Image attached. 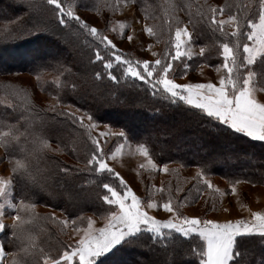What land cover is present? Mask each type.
I'll list each match as a JSON object with an SVG mask.
<instances>
[{"label":"trees","instance_id":"1","mask_svg":"<svg viewBox=\"0 0 264 264\" xmlns=\"http://www.w3.org/2000/svg\"><path fill=\"white\" fill-rule=\"evenodd\" d=\"M62 2L65 7L72 6L76 12L78 7L98 12L104 6L113 5V0H62ZM134 3L144 11L148 19L152 20L151 27L156 33L152 37L161 42L157 58H170L167 54L171 50L175 28L185 21L193 33V43L206 49L204 56L192 55L190 59L183 57V62L175 61V71L172 72L171 78L184 75V63L190 66L187 72L199 64L213 67L221 64L222 58L219 57L218 51L225 37L219 31L213 32L207 21L209 8L213 7L209 0H134ZM225 5L230 7L233 14L236 13L237 6H245L244 11L240 13L242 17L256 12L258 7L257 0H222L221 6L216 8ZM249 5L250 8L247 7ZM0 14H3L0 16V23L4 24L0 27L4 28V34H7L0 40V65L22 66L31 62V59L42 56L39 58L41 62L35 66L31 63L33 65L31 70L39 74L46 73L47 79H52L57 85L51 87L52 83L46 82L44 87L57 97L58 107L53 111L29 103L28 96L16 88H9L11 91L9 102L13 107L0 102V129L9 131L10 127H14L19 135L18 141L10 140L6 147L3 145L4 156L12 162L29 161L32 176L36 181L32 183L31 179L12 172V195L17 204L24 199L26 203L45 205L53 210L62 211L68 218H75L87 212L107 214L110 206L102 199L108 194L103 184L109 183L121 190L118 180L106 172L92 170V166L87 164L95 147L80 122L73 123L72 119L65 115L67 112L59 106L64 104L75 105L95 119L112 123L117 127L123 124L129 139L134 144L145 146L149 155L161 163L197 165L206 174L219 173V167L223 164L224 173L221 174L223 176L236 180L250 176L255 181L264 182V164L257 165L248 172L236 171V166L244 160L250 159L254 163L264 161L262 159L264 142L239 134H225L223 129L216 128L213 123L201 119L194 111H189L188 106L182 102L172 103L166 95L153 94L150 86L144 82L124 77L120 66L115 63L112 72L117 76V80H111L107 76V70L103 68V62L95 60L99 41L80 30L74 23L70 29L60 25L51 11V6L47 5V0H0ZM224 14L229 15L228 9ZM224 29L228 33L231 32L225 25ZM56 38H60L61 42H56ZM99 47L102 55L107 56L103 46ZM52 51H57L56 57L52 56ZM120 52L129 55L125 51ZM130 58L134 60L131 56ZM253 70H262L259 62ZM57 72L58 77L51 78ZM96 73L101 75L97 77ZM0 80H2L0 92L6 91L4 84L7 80ZM21 115L27 119H20ZM134 115L136 120H133ZM142 117L153 121V118H157L152 126L160 127L161 130L158 133H147L143 130L144 121H140ZM112 119L116 122H112ZM167 136L177 143L182 142L178 145L170 144L167 138L165 139ZM36 137L48 140L49 147L34 153ZM232 145H235L234 150H231ZM187 148L207 150L209 158L199 156L192 158L190 157L192 154L186 151ZM223 150L225 153H221ZM64 154L75 162H68L62 156ZM63 168L69 171L67 173L60 171ZM175 186L179 188V184ZM205 187L200 179L194 178L185 186L180 196L183 198L189 195L193 202ZM171 193L167 190L163 195L173 199ZM33 213L37 218L28 227L37 236V252L39 248H43L46 253L56 257L69 245L61 235V224L58 220L50 218L51 213L47 215ZM167 231L165 230L166 233ZM10 239V228L0 232V243L4 245L5 250L15 252L17 248L9 245ZM198 242V238H185L173 232L171 237L161 243L154 241L150 234L145 233L134 245L127 246L124 251L110 256L109 264H140L134 259L133 251L139 252L143 259L150 257L156 260L162 257V264L165 262L180 264V261L185 259H188L189 264H198L197 258L192 254ZM261 246L262 242L258 236L251 237L246 242L244 247L250 254L246 258L251 264H259L260 258L264 256V247ZM124 257L126 261H133L126 263L123 261ZM6 259L10 264L12 257ZM25 259L28 264H33V260H36L37 264H42L39 255Z\"/></svg>","mask_w":264,"mask_h":264},{"label":"snow or ice","instance_id":"2","mask_svg":"<svg viewBox=\"0 0 264 264\" xmlns=\"http://www.w3.org/2000/svg\"><path fill=\"white\" fill-rule=\"evenodd\" d=\"M257 3V11L243 17L240 13L244 11L245 6H237L235 14L231 12L228 5L209 8L208 23L212 26L213 32L219 31L225 37L218 51L223 61L220 67L225 71L217 85L213 82L181 84L171 78L172 72L175 71L174 62L182 61L183 57L190 59L192 56L190 47L193 42V33L186 25L183 27L178 25L175 28L174 38L171 39V50L167 54L170 58L160 57L152 62L133 60L129 55L120 52L112 39L82 19L72 6L65 7L62 0H47V5L51 6V11L60 25L70 29L74 23L80 30L99 41L95 60L103 62V68L107 70V76L111 80H117V76L112 72L115 63L120 66L124 77L144 82L150 86L153 94L166 95L172 103L182 102L188 106L189 111H194L201 119L213 123L216 128L223 129L225 134H239L264 142V102L258 100L256 96L258 90L264 91V88H258V85L264 84V0H257ZM111 7L113 10L119 8V0ZM247 7L250 8L251 5ZM226 9L229 11L227 21L217 20L216 14L223 15ZM226 23L233 29L230 33L224 29ZM120 28L123 32L124 25L120 24ZM144 31L149 36L156 35L152 27L145 26ZM127 39L131 41L133 37L129 35ZM100 45L103 46L107 56L102 55ZM205 51V47L202 46L200 56H204ZM153 55L156 54L153 53ZM257 62L261 66L260 71L253 70ZM183 67L185 69L183 74H187L190 66L184 63ZM96 75L99 77L101 74L96 73ZM8 107L13 105L9 104ZM65 115L71 118L73 123L79 121L81 127L89 129L95 127L91 123L90 114H88V125L83 124L82 116L76 117L73 113H65ZM20 119L26 120L27 117L21 115ZM119 135L123 137L125 134L120 132ZM10 140H19L14 127H10L7 132L0 131V144L6 147ZM34 144V153L49 147L48 140L40 137L34 139ZM92 144L95 148L87 164L92 166L94 171L106 172L114 177L119 181L121 189L118 190L109 183L103 184L108 194L102 199L110 206L104 217L106 221L104 226L95 228V221L90 217L87 218L86 228H75L77 233L81 231L83 233L79 239L53 257L43 248H39L37 252V236L28 227L37 218L32 212L35 204L26 203L24 199H21L19 204L9 201L7 207L16 212L11 225L4 223L5 205L0 204V232L10 228L9 245L17 248L15 252H7L4 245L0 243V264H9L6 259L9 256L12 257L10 264H28L25 258L37 255L42 264H109L110 256L124 251L127 246L134 245L145 233L150 234L154 241L161 243L171 237L173 232L185 238H198L199 242L192 252L198 264H251V261L246 258L248 253L244 247L248 239L258 236L264 245V213L262 212L252 213L251 221L238 219L235 222L228 220L220 223L183 215L179 206L173 205L172 200L168 199L162 204V208L172 214L171 218L161 220L150 215L146 208L159 209L161 205L151 199L145 204L141 197L128 186L120 173L106 163L105 153L99 142L92 139ZM138 147L144 156H149L148 150L143 145ZM148 163L153 169L157 167L151 158L148 159ZM140 167L143 168L144 165ZM162 170L169 171L167 165H164ZM12 171L36 183L29 161L16 160ZM60 171L67 173L69 169L63 168ZM196 178L202 179L204 185L213 189L212 183L204 179L202 173L198 172ZM12 182V178H0V197H7ZM239 182L237 180L231 185L230 190L233 194L236 193L235 185ZM214 190L220 192L219 188ZM50 218L57 220L55 214H52ZM58 222L63 225L69 223L68 220ZM71 223L75 227L76 221L73 220ZM165 230H168L167 233ZM33 264H37V261L33 260ZM259 264H264V256L260 258Z\"/></svg>","mask_w":264,"mask_h":264},{"label":"rangeland","instance_id":"3","mask_svg":"<svg viewBox=\"0 0 264 264\" xmlns=\"http://www.w3.org/2000/svg\"><path fill=\"white\" fill-rule=\"evenodd\" d=\"M112 3L113 5L116 4L117 0H113ZM209 3L213 7H217L221 6L222 0H209ZM119 4L120 7L115 10H113L112 7L104 6L103 9L98 12L78 7L77 14H79L81 18L86 20L90 25L97 27L103 35L112 39L114 43L117 44L118 49L127 52L132 58H134V60L140 59L148 60L149 62L154 61L158 57L161 42L158 41V43L156 39L149 36L144 31L145 26L151 27L152 20L148 19L144 11L137 7L134 0H119ZM2 15L3 14H0V16ZM227 18V14H218L216 17L217 20L225 21H227ZM6 23L9 24L8 22ZM120 24L124 25L123 32L121 31ZM0 25L3 26L4 24L0 23ZM185 25L190 31V26L186 21L179 26L183 27ZM225 27L229 31L233 30L231 25L228 23L225 24ZM3 29L4 28L0 27V40H3V38L7 35L6 33L4 34ZM129 35L133 37L131 41L127 39ZM56 40V42H61L60 38H56ZM200 48L201 47L199 45L192 42L190 47L192 55H199ZM58 51L62 52V50ZM56 53L57 51H52L51 54L53 57H56ZM153 53L156 55H153ZM41 57L42 56H37L33 60L31 59V62L25 63V65L22 66H11L8 64L0 65V73H2L0 74V79L7 80L4 84V87L7 88V90L0 92V102L9 105V101H11V91L9 88H16L23 92L24 95L28 96L29 103L31 102L39 108L53 111L55 107H58L57 97L52 95L54 93H51L44 88L46 82L52 83V85H50L51 87L53 85L57 87V85H55L52 79H47L46 73L39 74L31 70L33 67L31 63L35 66L38 62H41V60H39ZM222 63L223 61L217 67L199 64L193 68V70L187 72V74L175 78L174 80L175 82L181 84L213 82L218 85L220 76L224 74V69L220 67ZM2 71H9V73H3ZM58 75L59 73L57 72L55 76H51V78L55 79ZM0 81L2 82V80ZM47 87L49 88V84H47ZM258 88H264V84L258 85ZM24 99L26 100V98ZM262 100L264 101V99ZM59 106L60 108L62 107L65 112L73 113L76 117L82 116L84 125L89 124V113L83 109L72 104ZM134 116L135 119L133 120H136V115ZM146 119V117H142L140 121H144L143 130L147 133H158V131L161 130L160 127L152 126L154 124L153 122L157 121V118H153L154 121ZM112 122L116 121L112 119ZM91 123L95 125L94 128L89 129L84 127V129L89 134L91 142L92 139H96L99 142L102 151L105 153L106 163L116 172L120 173V175L127 182L128 186L131 187L139 197H141L145 204L151 199L161 205L159 209L146 208V211H148L150 215H154L161 220L171 218L172 214L166 212L162 208V204L168 199H171L174 202H179L173 203V205H178L179 210L183 215L195 216L201 220H214L220 223L228 220L235 222L238 219L251 221L252 213H264V182L255 181L252 177L246 176V178L240 179V182L235 185L236 193L233 194L230 190L231 185L237 180L221 175L224 173L223 164L219 167V173L206 174L203 169L197 165L183 166L174 162L161 163V161L155 160L151 155L146 157L142 154L138 147L140 144H134L129 139V136L125 134L123 124H119L121 127H117L112 123L110 124L108 122L95 119L94 117H92ZM0 131L7 132L6 129L2 128ZM120 132H123L125 135L121 137L119 135ZM101 133H106V135H101ZM166 138L170 144L178 145L182 142L179 141V143H177L175 140L170 139V137L168 138V136L165 137V139ZM51 145H54L53 141L51 142ZM234 147L235 145H232L231 150H234ZM195 149L187 148L186 151L192 154L190 157L195 158L199 156L209 158L207 150L203 151L200 148ZM221 153H225V151L223 150ZM62 156L67 159L68 162H75L67 154ZM228 156L230 158L231 155L229 154ZM149 158L156 163L157 167L155 169H153L148 163ZM262 159L264 160V158ZM263 162L264 161H259L254 163L250 161V159L244 160L240 165L236 166V171L248 172L249 170H253L257 165L264 164ZM14 163L15 162L9 161V159L4 156V148L3 145L0 144V178H12L13 181L12 168ZM142 164L144 165L143 168L140 167ZM164 165H167L169 169L168 172H164L162 170ZM198 172L205 173L203 178L212 183L213 189H209L205 185V189L201 192L198 198L191 202V197L189 195H185L183 198L180 195L184 191L185 186L191 180L196 178ZM176 177H180V179ZM200 181L203 183L202 179H200ZM175 184H179V188L176 187ZM12 186L13 182L12 185L9 186L7 197H0V204L5 205V215L3 219L6 225H11L13 217L16 215L15 211L7 207L9 201L16 203L14 196L12 195ZM215 188H219L220 192H216L214 190ZM161 189H163V191H161ZM167 190L172 192L171 194L173 199L171 197L166 198L163 195V193ZM32 212L43 215L51 213L55 214L58 221L68 220L69 223L67 225L60 223L62 227L60 232L61 235H63V239L69 245L74 244L75 241L79 239V236L83 234L82 231L77 233L75 228H86L87 218H92L95 221L94 227L99 228L104 226L106 222L104 217L107 215L87 212L86 214L75 218H68L62 211L53 210L48 206L40 204L35 205ZM73 220L76 221L75 227L71 223ZM261 247H264V245ZM247 253V256H249V251ZM132 255L134 259H137L140 262V264H162V257L159 259L156 258V260H153L150 257L143 259L137 251H133ZM126 260L127 259L125 258L123 261L125 262ZM157 260L160 262H157ZM131 261L133 260H128L126 263H131ZM188 262V259H185L184 261L181 260L180 264H189Z\"/></svg>","mask_w":264,"mask_h":264},{"label":"crops","instance_id":"4","mask_svg":"<svg viewBox=\"0 0 264 264\" xmlns=\"http://www.w3.org/2000/svg\"><path fill=\"white\" fill-rule=\"evenodd\" d=\"M257 99L260 100L261 102H264L262 99H264V91H257L256 93Z\"/></svg>","mask_w":264,"mask_h":264}]
</instances>
